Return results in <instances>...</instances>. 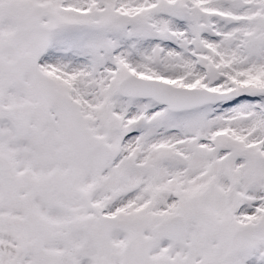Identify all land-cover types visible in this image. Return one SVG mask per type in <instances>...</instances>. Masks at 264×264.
Masks as SVG:
<instances>
[{"label":"snow or ice","instance_id":"6c2138e0","mask_svg":"<svg viewBox=\"0 0 264 264\" xmlns=\"http://www.w3.org/2000/svg\"><path fill=\"white\" fill-rule=\"evenodd\" d=\"M0 264H264V0H0Z\"/></svg>","mask_w":264,"mask_h":264}]
</instances>
